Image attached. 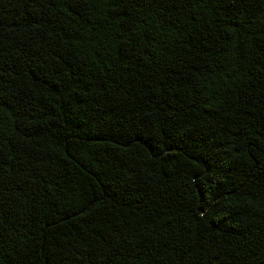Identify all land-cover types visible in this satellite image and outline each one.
<instances>
[{
	"label": "trees",
	"instance_id": "trees-1",
	"mask_svg": "<svg viewBox=\"0 0 264 264\" xmlns=\"http://www.w3.org/2000/svg\"><path fill=\"white\" fill-rule=\"evenodd\" d=\"M0 264H264V0H0Z\"/></svg>",
	"mask_w": 264,
	"mask_h": 264
}]
</instances>
